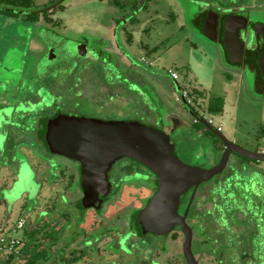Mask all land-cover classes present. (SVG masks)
<instances>
[{"label":"rangeland","instance_id":"rangeland-1","mask_svg":"<svg viewBox=\"0 0 264 264\" xmlns=\"http://www.w3.org/2000/svg\"><path fill=\"white\" fill-rule=\"evenodd\" d=\"M60 1L62 2L59 4ZM120 1L127 13L136 1H139V5L144 2V0H32V4L37 7L34 8L36 11H41L45 3L54 4L46 15L48 19L54 20L55 24L44 25L53 29L52 32L57 35L56 40L58 37L76 40L89 34L95 37L105 34L111 39L108 33L112 31L113 24L117 19L126 17L125 12L115 10ZM243 3L256 11L264 7V0H243ZM228 4L229 0H151L146 4L147 10L137 16L139 20L137 32L140 33V29L144 28L147 31L144 32L145 34H140L139 38L135 37L128 52L134 61L133 65L145 68L146 71L142 72L143 77L148 78L151 85L150 87L147 85L150 93L156 92L157 95L159 93L154 100L161 101L168 113H176L187 124L192 123V119L184 112L181 102L176 101V98L182 101L181 93L175 87L177 83L191 98L205 100L212 98L209 108L215 109L214 115H207L205 110L194 107L192 101L189 103L200 116L212 119L216 127H221L224 135L241 142L245 141L247 135L258 134L257 126L260 123L263 124L264 131V103L254 97L253 92L248 93L240 86L239 76L235 75L227 65L222 47L209 41L194 23L195 16L201 8L207 6H212L213 9L225 8ZM5 7L11 8L0 6V10ZM19 16V19L8 18L0 13V235L4 229L11 237L27 243L23 231L13 232L17 221L22 218L26 222L24 230L29 228L37 232L33 239L38 240L26 244L25 250L28 253L33 252L32 245L35 244L37 245L35 251H50L52 255L49 260L41 259L39 264H91L97 261L106 262L105 264H129L130 260L133 262V257L123 256L122 260L110 252L112 249L106 248V243L111 242L109 235L103 237L102 244L94 250L98 255L91 253L90 248L85 245L95 236L98 229L104 227L109 230L112 226V221L104 225L106 219L104 220L101 215L99 217L102 218L98 222L99 217L92 215L91 211L86 212L83 222L79 225V231H75V236H72L68 243L64 244L60 240L64 228L67 225L70 227L75 225L74 215L81 213L79 205L74 204L79 199L80 193L77 189H72L74 181L70 177L73 175L76 179L75 165L59 156L49 157L45 150L37 147L32 133L20 130V126L16 123L19 122L18 117L13 114L14 111L37 113V110H43L44 106L51 107L54 103L61 106L65 101H59L55 97L65 95L67 90L78 81L77 75L88 72V66H97L99 63L92 58L78 62L81 59L74 52L75 48H72L76 45L73 42L69 45L70 49L68 48L70 50L68 61L72 59L77 61L75 66L66 68L69 70L61 69L51 73L50 66L60 63L63 56L56 52L59 56L53 63L49 62L47 56L40 59V54H43L42 46L35 40L32 42V36H37L35 38L37 39L41 36L40 32L33 31L29 23L20 20L22 15ZM42 17L44 14L38 16L39 21ZM45 20L43 23H47ZM140 42L148 48L155 47V53H148L146 48L139 45ZM140 58H144L145 62H140ZM83 66H87L85 70ZM169 70L178 74L177 81L170 78ZM93 72L96 70L94 69ZM161 73L166 79L160 77ZM82 75L80 77H83ZM95 76H98L97 72L92 74V77ZM41 87L47 88L46 104L43 102L33 107L37 95L43 96L42 91L38 92ZM196 90L199 92H195ZM24 105H28L32 110L26 109ZM115 110L126 115L129 108ZM46 113L47 111H44L40 115L44 116ZM26 124L29 126L30 122ZM21 134L23 135L20 136ZM184 136L185 132L180 138L173 139L175 154L185 164L207 167L205 156L208 151L202 149L199 144L194 146V143L186 147L182 143ZM260 149L264 150V140ZM217 156L218 154L213 159L215 162ZM261 165L264 170V164ZM118 166L119 163H115L113 170ZM119 171L118 168L116 173ZM49 178L52 180H48ZM262 184L264 185V182ZM204 188L206 186L201 190ZM253 191L250 187H246L245 193L253 194ZM117 209H119L118 205L116 211ZM116 211L113 210L110 214ZM130 237L128 236L121 246L126 253L131 249L125 248V241L134 242ZM158 239L160 237L148 235L143 243L136 240L138 244L133 251L143 258L150 259L151 245ZM169 242L170 258L179 264L181 237L178 235L177 239L172 238ZM222 250L226 252L228 248L223 247ZM60 251L62 257L59 256ZM192 252L195 257L199 252V246L194 240H192ZM28 257L24 252L20 260L13 261L12 264H26ZM143 261L154 264L150 260ZM140 263V259L135 261V264Z\"/></svg>","mask_w":264,"mask_h":264},{"label":"flooded vegetation","instance_id":"flooded-vegetation-1","mask_svg":"<svg viewBox=\"0 0 264 264\" xmlns=\"http://www.w3.org/2000/svg\"><path fill=\"white\" fill-rule=\"evenodd\" d=\"M7 2L5 0L0 1V6H7ZM137 4L138 6H136ZM52 5L54 4L45 3L41 9H47V12H50L53 8L51 7ZM207 7L200 9L199 13L203 15L199 18L198 29H201V31L204 29L202 22L204 25V20L207 19L209 14L217 15L216 36H211L208 32L209 30L206 33L203 32L204 35L209 41L217 43L222 47L227 65L230 66L235 75L239 76L240 86L244 87L248 93L253 92L254 97H257V99L264 103V68L262 69L260 65L264 59V7H261L263 8L261 11V8L256 11L244 4L243 0H229V4L225 8L213 9L212 6ZM34 8L37 7L33 6L32 9ZM115 10L125 12L126 17L117 19L113 24L112 31L108 33L111 39L105 34H99V37L89 34V36H82L76 40L62 39L59 37L56 40L57 35L55 36L52 32L53 29L44 25L48 23L55 24L54 20L52 21V19L45 17H42L40 21L39 18L33 20L20 19L23 22L29 23L33 31L40 32L41 36H38L37 39H35L37 36H32V42L35 40L42 46L41 50L43 54H40V59L47 56L49 62L52 61L51 63H53L57 61L59 56H57L56 52L63 56V60L60 63L55 66H50L49 71L51 73L75 66L77 61L73 59L70 62L68 61V58H70L68 57L70 56V50L68 48L73 42L77 46H80L74 50L75 53L86 52L84 56H77L81 59L78 62H84L82 60L92 58L99 63V65L93 67L83 66V70L87 67L89 71L82 72L84 75H80L83 77L77 75L76 79L78 81L67 90L65 95L61 94V96L55 97L59 101H65L61 106L54 103L51 107L44 106L43 110H37V113H30L28 111L25 113H16L14 111L13 114L18 117L17 121L19 122L16 123L20 126V130L32 133L37 147L39 146L45 150L48 156L52 158L57 157V155L50 154L47 151L44 143L40 141V134L42 131V122L53 119L57 115L105 122H136L169 133L170 141L174 149L175 144L173 143V139L180 138L181 134L185 132L182 143L186 147L194 143V146L199 144L202 149L204 148L208 151L205 156L207 160L205 165L207 167L200 165L191 166L202 169H210L218 164L222 153L226 149L224 144L225 139L229 142L230 145L228 147L232 151L229 154V160L224 170L211 180L201 183L197 188H191L181 195L177 212L181 217L186 212L185 222L192 231L191 254L197 264H264V185L262 184L264 182V170H262L261 165L264 163L249 160L236 154L234 151L243 150L249 153L264 155V150L260 149L264 140L263 124L260 123L257 126V131L259 130L258 134L254 133L253 136L247 135L245 141L239 142L236 138H229L223 134L221 127L214 125L212 119L200 116L194 108L198 107L199 109L205 110L207 115H214L213 112L209 111L212 98L206 100L202 98H191L185 89H182L177 83H175V87L177 86L178 91L181 93L182 101H178V98H176V101L181 102L180 104H182L184 112L192 119V123L187 124L176 113H168L161 101L154 100V97H158L159 93L157 92V95L152 90L153 94L150 93L148 88V86H151L149 80L145 76L143 77L144 74L142 71H146L145 68L140 65H133L134 61L128 52V48L132 46L135 37L137 36L139 38L142 33L147 31L144 28L140 29V33H138L136 28L139 26L137 16L140 12L147 10L146 0L144 2L142 1L141 5H139V1H136V4L130 7L129 13L125 11L121 1L117 4ZM41 14L43 13L40 12ZM229 16H235L240 22L239 37L243 44V51L242 62L238 64H230L228 62L227 54L224 51L222 43H220L223 24ZM44 20L47 23H43ZM139 45L142 48H146L148 53H155V47L148 48L142 42ZM82 47L85 51H83ZM140 62H145L144 58H140ZM94 69L98 73V76L92 77V74L96 73L93 72ZM171 73L175 75L176 79L172 78ZM168 75L173 81L179 79L175 71L169 70ZM160 77L166 79L162 73ZM46 89L44 87L40 88L38 92L42 91L43 96L40 97L37 95L36 104H32V106L39 105L43 102L46 104L47 100H45V95L48 93ZM193 92L192 90L191 93ZM195 92L199 91L196 90ZM196 95L198 96V94ZM189 101H192L194 107L190 105ZM201 101H205L206 103L202 104ZM24 106L26 109L32 110L28 105ZM126 107L129 108L126 115L115 110ZM44 111H47V113L44 116L40 115ZM28 121L30 122L29 126L27 124L25 125ZM216 154L218 156L215 162L213 159ZM61 158L65 159L64 157ZM67 162L75 165L76 179H74L73 175L70 177L74 181L72 189H77L80 193L79 199L74 204L79 205V210L81 211L80 214L74 215L75 225L68 227L79 231V225L83 222L86 212L90 211L92 215H96L97 217L100 215L103 216V219H106L104 225L112 221V226L109 230L104 227L98 229L95 232V236L85 243L90 248L91 253L97 254V251L94 250H97L98 246L102 244L103 237L105 238V236L109 235L111 242L106 243V248L112 249V251H109L122 260L124 259L123 256L127 258L133 257V262L130 260L131 263L129 264H135L137 259H140L142 264H147L143 260H150L154 264H177L176 261L173 262L170 258L168 245L170 244L169 240L171 241L172 238L177 239L179 235L182 240L179 264H187L183 252L185 237L178 226L168 235L149 234L145 233V228L138 220L139 212L148 205L158 190V179L156 177L140 167L134 160L121 158L115 162L117 164L119 163V173H116L118 168L113 170L115 163L107 172L110 188L105 198L102 199L100 208L83 210L81 208L80 166L70 160H67ZM251 179L254 181L252 184L250 182ZM48 180L51 181L52 179L49 178ZM210 182L213 183L211 184ZM204 186L206 188L201 190ZM246 187L254 190L253 194L251 192H248L249 195L248 193L246 194ZM221 188L224 196L223 199H226L231 207L226 214L216 210L212 202V192L220 190ZM97 205L95 204V206ZM116 205L119 207L117 211ZM113 210L116 212L110 214ZM197 213L198 216H196ZM101 218L99 217L98 222H100ZM221 220L227 223L226 228L221 226ZM75 231L68 233V240L72 236H75ZM148 235L160 237V239L151 245L152 258L150 259L143 258L133 251L135 249L134 247L138 244L136 240L143 243L145 237ZM128 236H131L130 238L134 242L130 243V240L125 241V248L128 249L127 247H129L131 249L127 250V254L121 249V242H124ZM192 240L199 246V252L196 257L192 252ZM223 247L228 248V250L226 252L223 251ZM101 263L105 264L106 262L97 261L91 264Z\"/></svg>","mask_w":264,"mask_h":264},{"label":"water","instance_id":"water-1","mask_svg":"<svg viewBox=\"0 0 264 264\" xmlns=\"http://www.w3.org/2000/svg\"><path fill=\"white\" fill-rule=\"evenodd\" d=\"M239 23L235 16H229L223 24L221 41L230 64L242 62L243 44L239 37ZM207 24L209 25L206 26ZM202 26L204 28L202 32L206 33L209 30L211 36H216L217 15L209 14L204 20V25L202 22ZM73 47L78 49L80 46ZM76 54L84 56L86 52ZM260 65L263 69L264 59ZM40 135L50 154L64 157L80 166L83 210L100 208L102 199L110 188L107 172L121 158L134 160L156 177L158 190L148 205L139 212L138 220L145 228V233L149 234L168 235L178 226L185 237L183 252L187 264H197L191 254L192 231L185 222L186 212L182 217L177 212L179 198L189 189L197 188L224 170L232 151L228 147L229 142L224 139L226 149L218 164L210 169H202L191 167L179 160L174 153L169 133L136 122H105L57 115L42 122ZM234 151L249 160L264 163L262 154ZM250 182L254 183L253 179ZM212 194L215 209L226 214L231 207L229 202L223 199L222 188L213 191ZM221 226L226 228L227 223L221 220Z\"/></svg>","mask_w":264,"mask_h":264},{"label":"trees","instance_id":"trees-1","mask_svg":"<svg viewBox=\"0 0 264 264\" xmlns=\"http://www.w3.org/2000/svg\"><path fill=\"white\" fill-rule=\"evenodd\" d=\"M0 1H4V0H0ZM5 2H7V0H5ZM61 2L62 1H60V3ZM148 2H151V0H146V4ZM113 4H117V2H113ZM7 6H10L11 8H4V9L0 10V13L4 17H8V18L12 17V18H15V19H19V17H20L19 15H22V18H25L27 20H33V19L38 18V16L40 15V12H42L44 14L45 18L48 17V15H46L47 9H44L42 11H36V10L32 9L33 8L32 0H8ZM61 10H63V9L61 8ZM201 15H203V14L198 13L195 16V19H194V23H195V26L197 28L199 26L198 25L199 24V18L201 17ZM220 43H222L221 40H220ZM220 110H221V108L219 109V111ZM209 111L213 112V111H215V109H210L209 108ZM71 231L74 232L75 229L74 228L71 229L70 227H68V225L62 231V234L60 235V240L64 244L68 243L69 240H68L67 236H68V233H70ZM23 232H24V236L28 240L27 243H25V247H26V244H29V242H33V243L35 241L38 242V240H36V239L34 240L33 239V238H35V235L37 234V232H35L34 230H31L29 228L26 231L24 230ZM32 246H33V252L28 253L26 250H24L25 254L29 256L28 257L29 259H27V263L26 264H39V261L41 259H43L44 261L47 260V259L49 260L50 256H52L50 251H47V252H45L43 250L35 251V249L37 248V245L33 244ZM50 247H51V245L49 246V249H50ZM59 256L62 257L61 251L59 253Z\"/></svg>","mask_w":264,"mask_h":264},{"label":"built area","instance_id":"built-area-1","mask_svg":"<svg viewBox=\"0 0 264 264\" xmlns=\"http://www.w3.org/2000/svg\"><path fill=\"white\" fill-rule=\"evenodd\" d=\"M171 76L173 79H176L173 73H171ZM25 225V220L20 218L13 232L24 231ZM8 233L3 230L0 235V264H9L13 261L20 260L25 250V243L20 239L11 237Z\"/></svg>","mask_w":264,"mask_h":264},{"label":"crops","instance_id":"crops-1","mask_svg":"<svg viewBox=\"0 0 264 264\" xmlns=\"http://www.w3.org/2000/svg\"><path fill=\"white\" fill-rule=\"evenodd\" d=\"M4 230V229H3ZM2 232V231H1ZM2 234V233H1ZM25 249H26V247H25ZM9 264H12V263H9Z\"/></svg>","mask_w":264,"mask_h":264}]
</instances>
